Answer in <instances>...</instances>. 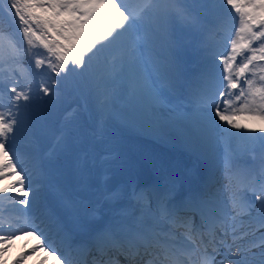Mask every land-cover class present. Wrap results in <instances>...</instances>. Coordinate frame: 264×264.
I'll return each instance as SVG.
<instances>
[{"label":"snow or ice","instance_id":"snow-or-ice-1","mask_svg":"<svg viewBox=\"0 0 264 264\" xmlns=\"http://www.w3.org/2000/svg\"><path fill=\"white\" fill-rule=\"evenodd\" d=\"M193 41L203 53L194 86L180 71V54ZM0 68L7 97L0 102V200L7 203L0 209V264L24 236L36 243L13 264L41 253L39 264H48L47 257L71 264L74 254L93 248L122 250L133 260L142 248L163 249V260L146 264H264V0H0ZM45 72L81 79L99 120L94 139H104L105 117L120 114L121 102L131 109L128 123L151 110L148 126L159 137L175 132L209 158L223 145L222 179L186 195L175 179L144 188L127 184L116 154L77 144L70 115L56 151L42 155L34 139V97L30 87H17L15 74L31 79ZM39 91L55 94L45 83ZM18 136L28 144L30 168L13 158L9 141ZM238 150L250 162L241 163ZM123 201L130 206L110 209L88 243L75 239L73 225ZM253 224L259 242L245 247ZM178 230L183 247L173 243ZM57 240L66 255L52 247ZM93 264L106 262L94 258Z\"/></svg>","mask_w":264,"mask_h":264},{"label":"rangeland","instance_id":"rangeland-1","mask_svg":"<svg viewBox=\"0 0 264 264\" xmlns=\"http://www.w3.org/2000/svg\"><path fill=\"white\" fill-rule=\"evenodd\" d=\"M234 15V13H233ZM37 51H40V49H37ZM55 79L56 80V77L54 75H51V74H48L47 72H45V80L43 83L47 84V86H49L50 88H52L53 90H57L55 89V85L53 86L52 85V80ZM60 80H61V93H57V95L61 94L60 96H56L55 94H53L51 96L52 98V103L50 104L48 110L44 113L45 116L49 119H52L53 122H52V128L54 129L55 128V125H56V129H57V125H59V123L61 122V125H62V122H64V119H60L59 117L64 113L66 112L65 111V108L70 106L71 107V103L73 102H76L78 103L79 102V99L77 100L76 99V93L75 92H72L69 90L70 86L72 85L70 83V76L67 77V79H62L60 77ZM71 84V85H70ZM83 88L85 89L84 85L82 84ZM69 90V91H68ZM83 89H80L79 90V93L81 95H83L84 99H85V95L88 96L87 98V103H90V107H94L93 105V102L92 100L89 98V95H88V92H84L82 91ZM65 91H68V94L67 96H64L62 93H64ZM47 97V96H46ZM86 103V100L84 101ZM145 111H150V110H145ZM145 111H142L139 116H138V119H140L141 117H144L145 115ZM119 113L120 114H117V115H112L109 117L108 119V122L106 123V125H108L111 121H113V119H119V121L115 122V123H110V126L111 127H122L123 129L127 130L128 127L126 126V123L129 124L130 126L132 127H136L138 124H139V121L137 120V123L135 124H132V123H128L126 122V120L124 119V117L126 115H130L131 114V109L126 107L124 105L123 109L122 110H119ZM66 114H69L70 116H72V118L74 119L75 116L78 118V119H82V116L81 114H79V112L77 113H74L73 111H70ZM146 116V115H145ZM146 118V117H145ZM147 120H151V119H147ZM121 121L123 122V124L121 125ZM125 123V125H124ZM141 123H145L142 118H141V121H140V124L139 126L141 128H144V127H149L147 124V126L141 124ZM139 128V131L138 132H141L143 134H147V135H151L149 134V131L146 129H141ZM54 132V130H53ZM18 140V137L17 139ZM223 148L224 149V146L223 145H220L218 148H217V151H216V154H215V159L219 161V163H222L223 164V156L224 154L221 156L219 155V149ZM238 152H240V150H238ZM14 159L17 158V156H13ZM20 162H23V157H20V161H18V163ZM24 163V162H23ZM131 163V162H130ZM7 206V203L3 200H0V209H3L4 207ZM36 241L27 237V236H24L22 237L21 239H18L14 242V244L12 245L10 251L6 254L5 256V260L7 261V264H13V261L16 260L20 254L23 252L25 255L27 254L28 250H30L33 245H35ZM41 259H45V256L43 253L39 254V255H33L31 257V259H28L26 261V264H39L40 260ZM52 261H53V258L52 257H47V262L48 264H52Z\"/></svg>","mask_w":264,"mask_h":264},{"label":"bare ground","instance_id":"bare-ground-1","mask_svg":"<svg viewBox=\"0 0 264 264\" xmlns=\"http://www.w3.org/2000/svg\"><path fill=\"white\" fill-rule=\"evenodd\" d=\"M249 229V228H248ZM247 229V230H248ZM256 232H254V231H252V234L254 235V236H258V235H256L255 234ZM238 243H240L239 241H238ZM243 244H244V246L246 245V244H249L248 246H246V247H251V238L250 239H247V238H245V240L243 241ZM253 251H256L255 249H253Z\"/></svg>","mask_w":264,"mask_h":264}]
</instances>
